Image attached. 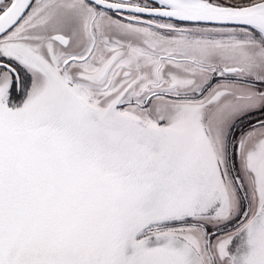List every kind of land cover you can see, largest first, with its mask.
<instances>
[{
  "label": "snow or ice",
  "instance_id": "1",
  "mask_svg": "<svg viewBox=\"0 0 264 264\" xmlns=\"http://www.w3.org/2000/svg\"><path fill=\"white\" fill-rule=\"evenodd\" d=\"M0 264H264V0H0Z\"/></svg>",
  "mask_w": 264,
  "mask_h": 264
}]
</instances>
